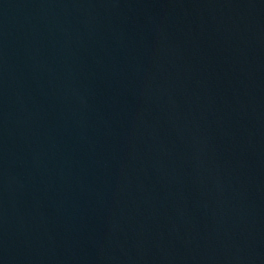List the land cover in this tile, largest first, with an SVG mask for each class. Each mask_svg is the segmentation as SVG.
<instances>
[{
  "label": "water",
  "instance_id": "95a60500",
  "mask_svg": "<svg viewBox=\"0 0 264 264\" xmlns=\"http://www.w3.org/2000/svg\"><path fill=\"white\" fill-rule=\"evenodd\" d=\"M0 264H264V0H0Z\"/></svg>",
  "mask_w": 264,
  "mask_h": 264
}]
</instances>
